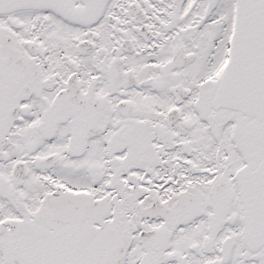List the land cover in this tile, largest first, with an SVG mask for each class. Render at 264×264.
<instances>
[{
  "label": "snow or ice",
  "instance_id": "snow-or-ice-1",
  "mask_svg": "<svg viewBox=\"0 0 264 264\" xmlns=\"http://www.w3.org/2000/svg\"><path fill=\"white\" fill-rule=\"evenodd\" d=\"M0 264H264V0H0Z\"/></svg>",
  "mask_w": 264,
  "mask_h": 264
}]
</instances>
